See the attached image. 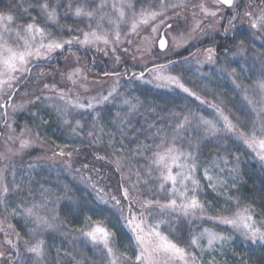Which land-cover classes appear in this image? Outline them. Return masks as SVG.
Wrapping results in <instances>:
<instances>
[{
    "label": "snow or ice",
    "instance_id": "snow-or-ice-1",
    "mask_svg": "<svg viewBox=\"0 0 264 264\" xmlns=\"http://www.w3.org/2000/svg\"><path fill=\"white\" fill-rule=\"evenodd\" d=\"M26 2L27 7H24ZM139 2L140 0H137V3ZM92 4L95 7L88 6ZM185 7H188L185 0H174L170 3L160 0L157 8H141L138 12L130 0H86V2H81V0H18L17 4L9 3L6 10H0V111H2L0 118L4 120L6 127L14 133L15 129L8 123L10 119L8 108H12L13 115L17 110L25 108L24 103H11L18 91V85L23 86L24 83H27V78L32 75L33 68H37L41 64L51 65L56 58L54 54L59 53L60 56H63L65 51L70 52L74 46L83 49L95 47L97 51H105L107 54L105 49L107 46L113 45L112 51L115 53V45H122L125 40L129 45L133 44V40L127 39L131 35L139 39L141 46H137L136 51L141 52L142 55L152 54L154 49L165 53L171 51L167 37L157 35V33L161 25L164 26L165 32L172 29V23L169 21L173 18L166 15L168 10ZM248 7L247 0H213L212 7H208L203 2L191 5V14L195 20L192 31L204 33L214 46L204 48L202 52L199 49L197 53L190 52L189 56L179 60L165 57L166 63L153 61L152 67L145 66V71L149 73L151 79H145V71L132 72L128 75L127 70H125L128 84L145 83L155 84L158 88L178 89L188 96L194 97L201 104L210 107L213 110L214 118L210 119L203 115L197 116L190 113L179 120L171 135L163 132L158 126L150 125L149 127L154 128V131L146 136L145 141H139L137 138L134 141L136 147L128 150V156L145 160L144 164L133 167L131 160L124 155V140L126 138L124 128L131 123L129 117L137 111L142 102L138 98H136L135 103L128 99L123 100V105L128 108V111L124 112L123 116L119 112L115 114L116 118L120 120V123L115 125L120 133L119 148H116L114 144L116 134L108 132L107 135L109 137L108 144L113 147L114 155L117 152L120 153L111 162L114 163L118 171L122 167H127L130 175L135 177V182L131 187L133 191L137 192L135 199L139 213L132 211L134 198L130 195L129 188L118 185V190L129 204L128 215L123 219L124 227L133 242L134 260L128 256L127 252L117 250L114 244L115 233L102 226L100 222H92L91 217L86 218L85 228L77 229L83 238L101 249L108 264H217L214 258L206 262L203 259V254L213 250L219 252L225 245L235 240L231 234L203 228L198 234H192L188 246L184 247L172 238L175 235L174 229L170 228L171 235L161 230L162 225H169V220L164 217H185L189 220L207 219L214 224L230 228L232 232L243 237L246 242L253 244L259 242L264 246V217L257 220L254 214V206L239 209L240 200L233 193L221 191L217 194L225 198L223 212L228 211L227 203L229 201H233L239 210L230 215L222 213L206 215L212 205L211 202L205 203L200 199L199 194L202 192V188L200 180L197 178V156L192 150H184L178 145V137L183 139L180 134L188 128L195 127L202 130L205 137L223 138L226 136L235 139L249 149L264 165V79L255 83L254 90L258 93L259 98L254 99L250 95L252 88L236 83L235 68H232L230 72L227 67L223 66L216 69L227 73L236 87L244 94V100L249 108V119L245 122L238 115L226 114L220 104L204 100L183 83L180 75H173L170 72V69L178 65L189 64L193 60L201 66L206 62L215 65L219 56H223L229 65L238 63V60L233 58H243L245 53V41L239 37L246 35L249 31H254L260 37H264V8H260L254 14L248 10ZM222 8L227 11H222ZM106 9H111V12L106 11ZM240 9H243V17L247 18L248 25L240 22ZM32 11L43 14L39 22L36 16L31 15ZM197 12L204 19H195ZM229 12H231L230 16L228 15ZM179 15L176 13L177 18ZM162 16L164 19H159ZM70 17L76 20L77 26L74 27L61 22ZM208 18L217 24L226 22L223 32L221 33L215 25H210V31L205 32L203 25ZM83 21H88L85 25L88 30L78 26ZM104 24L109 25V27L105 28ZM122 26L126 28L123 33L121 32ZM144 26H151L153 35L141 36V29ZM180 27L181 24L177 19V30ZM52 29L55 31L53 32ZM122 35L125 40L121 39ZM217 36H220L222 42L216 41ZM171 39L173 41L172 48L178 49L187 44L189 37L180 33ZM100 45L105 47L101 48ZM233 47L235 51H231ZM253 47L255 46L253 45ZM261 48L264 49V43H261ZM122 50L128 51L126 48ZM198 54L203 55L204 59H196ZM259 55L261 64L264 65V52H260ZM76 59L78 61L79 57ZM116 60L119 62L120 57L117 56ZM55 71H59V69ZM35 74L40 78L49 75L43 68H40ZM104 75H112L117 78L116 84L108 90L107 95L101 94L81 98L79 93H76L73 97L71 88H57L55 84L43 85L44 89L54 92L62 102L63 107L57 105H53V107L56 108L57 115L63 123L71 127L74 135H86L93 138L95 134L94 131L86 130L85 125L79 119L73 121L68 118L73 110L80 116H91L92 121L88 124V128L93 130L98 128L101 134L104 133V125L100 123L101 114L95 110L97 107L111 102L117 92L121 74L114 71L112 73L105 72ZM61 76L73 86L77 85L80 80H87L83 69L79 67L72 68L66 74L61 73ZM22 77L24 78L23 82ZM81 87L85 91L88 90L82 84ZM41 99L51 100L52 97L36 96L33 101L28 103H35ZM193 121H197V123L193 125ZM26 130H22L19 137L15 135L8 137L9 140H19L20 150L29 147L32 143L30 139L23 138ZM99 139L100 136L95 135V140ZM148 139H151L152 143H148ZM195 147L198 149L199 143ZM191 148L193 145L189 143V149ZM8 151L11 152L12 149H8ZM55 155L63 156L65 153L61 150L54 153ZM67 155L70 157L71 152ZM6 158L4 153H0V160ZM97 159H107V157L98 156ZM234 159L236 165L232 168L219 167L215 161L210 167L203 168V177L214 192L217 189L228 188V179L221 175L210 174L215 169H218L220 173L225 171L230 174L234 173L235 175H232L231 179L233 181L232 187L235 189L240 173V158L236 156ZM223 163L227 164L228 161L224 160ZM68 166L70 167V165ZM6 175L12 177L11 181H6ZM10 185L11 191L19 194L22 185L16 182L14 168L11 165L0 167V203L9 197ZM139 185L144 186L143 193L139 192ZM45 193H48L47 189L41 191L43 202H33L30 207L18 205L12 210L13 215H22L30 221L33 227L29 229L27 238H23L18 232H15L11 224L8 225V228L13 229L14 239H6V243L9 245L7 255L4 251H0V260L4 261L5 264H25V261L21 259V246H23L25 253L35 257L34 261L31 260V257L27 258L30 264H44L47 250L45 240L41 238L42 234L49 229H58L62 226L57 223V216L50 218L49 215L43 214L48 207ZM140 195L145 196V198L139 199ZM112 199L116 205L120 204V200L116 199L115 196ZM153 213L159 214L160 218L149 223L148 218ZM0 230H2V222H0ZM5 235L7 236V233ZM204 239L207 241L206 246L201 243ZM193 249H198L200 256H197ZM57 255H59V250H57ZM65 255L71 254L65 253ZM72 260H75L74 256ZM68 264H72V261L70 260ZM76 264H80V262L76 261ZM240 264H246V261L241 259Z\"/></svg>",
    "mask_w": 264,
    "mask_h": 264
},
{
    "label": "trees",
    "instance_id": "trees-1",
    "mask_svg": "<svg viewBox=\"0 0 264 264\" xmlns=\"http://www.w3.org/2000/svg\"><path fill=\"white\" fill-rule=\"evenodd\" d=\"M158 1L160 0H140L137 3V0H134V5L137 9L152 8V6H156ZM81 2H86V0H81ZM9 3L17 4L18 0H0V10H6ZM247 3L255 9L264 8V0H248ZM23 6L27 7V2ZM88 6L95 7L94 4ZM31 15L36 16L39 22L43 14L32 11ZM228 15L230 16V14ZM61 22L74 27L77 26L76 20L71 17ZM87 23L88 21H83L78 26L88 30L85 27ZM225 23L221 22L222 25L219 30L221 33L223 32ZM52 30L53 32L55 31V29ZM65 35L67 36V33ZM239 39H244L245 41V53L243 58H233L238 60V63H231L229 65L223 56H219L215 65L206 62L201 66L197 65L193 60L189 64L178 65L170 69V72L173 75H180L183 83L204 100L220 104L226 114L238 115L243 121L247 122L249 119V108L244 100V94L236 87L232 78L227 73L216 70L221 66L227 67L229 72L232 68H235L237 75L236 83L252 88L253 90L250 94L256 93L254 90L255 83L258 80L264 79V65L261 64L259 55L260 52H264V49L261 48V43H264V37H260L254 31H249L246 35L240 36ZM216 41L222 42L220 36L216 37ZM211 46H214L213 42L207 36H204L174 51L167 58L179 60L185 56H189L190 52L197 53L198 49L202 52L204 48ZM217 51L219 52V49ZM231 51H235V48L233 47ZM71 52L79 57L78 61L91 74L103 76L105 72H114L111 68L110 60L101 53H97L91 48L83 49L74 46L70 52L65 51L63 56H60L59 53L54 54L56 58L51 65L46 66L41 64L39 67L33 68V73L28 77L27 83L18 89L12 101L16 100L18 94L24 91L29 83L33 81L36 82L35 85L43 83L48 77H53L56 73H59L55 71L56 69H59V71L64 70L63 68L68 64V55ZM198 55L196 58H198ZM156 62L166 63L167 59H159ZM40 68H43L49 75L43 78L38 77L35 73ZM125 70L130 75L134 71H145V69H139L126 59L115 71L121 75L119 77L118 90L113 100H121L123 97L129 96L134 100V103L136 98L142 102L137 111L129 117L131 123L124 128V132L126 133L124 155L127 159L131 160L133 167L144 164L145 160L143 158L128 156V150L136 147L134 141L137 138L139 141H145L146 136H149L154 131V128L149 127L150 125L158 126L163 132L171 135L173 128L179 120L190 113L197 116L203 115L210 119L214 118L213 110L210 107L201 104L194 97H190L178 89L158 88L155 84H128L126 82L128 77L125 75ZM145 78H151L149 73L145 74ZM23 80L24 78L22 77V82ZM256 94L258 95V93ZM95 111L101 112V123L104 125V133L101 134L99 140H95V135L99 134H97L98 129L93 130L88 128V124L92 121V117L88 116L85 119V128L88 131H94L95 135L93 138L84 136V141L68 139L63 134L56 136L59 142L51 141L44 135L43 131L36 130L27 111L23 110L14 115L16 117V131H19L23 125L27 124L34 131H38L39 137L52 146L54 151L63 149L66 155L71 152L70 167H50L44 165L41 171H35L36 178L33 181H30V178H28L30 174L27 173L29 172V167L25 163L38 154L40 150H31L22 157L23 160L21 162L9 164L14 168L16 177L20 178V180L16 178V182L21 184L22 188L19 194H16L11 191L10 185L9 197L5 199L7 204L13 203L15 206L30 207L33 202H43L41 191L47 189L48 193H45V195L48 207L44 210L43 214L49 215L50 218L51 216H57V223L62 225L58 229H49L42 234L41 238L45 240L47 250L44 264H68L70 260L72 264H76V261H79L80 264H108L107 258L101 249L83 238L80 232L77 231V229L85 228L87 217H91L92 222H100L102 226L114 232V244L117 250L127 252L128 256L134 260L133 242L129 238L127 229L124 227L123 219V217L128 215L129 204L118 190V185L129 188L130 195L134 198L132 211L139 213L135 199L137 192L133 191L131 187L135 182V177L130 175L127 167H122L118 171L114 163L111 162L120 153L117 152L114 155L113 147L108 144L109 137L107 135L108 132L116 134L114 144L116 148H119L120 133L117 131L115 125L119 124L120 120L116 118L115 114L119 111L121 116H123L124 112L128 111V108L124 105L118 106L113 101L97 107ZM8 114L9 117L12 116L11 113ZM79 117L82 118L81 116ZM196 123L197 121H193V125ZM1 130L2 126H0ZM180 135L183 139L178 137V145L184 150H192L197 156V178L200 180L202 188V192L199 194L200 199L205 203L211 202L212 205L206 215H217L219 213L230 215L234 211L243 209L246 206H254V214L257 220L264 217V165L260 163L249 149L235 139L226 136L223 138L205 137L203 131L195 127L188 128ZM147 142L152 143L151 139H148ZM189 143L193 145V148L189 149ZM197 143H199L198 149L195 147ZM98 156L107 157V159H97ZM236 156L240 158V173L235 189L232 187L233 181L231 179V176L235 174L225 171L224 174L227 176L226 179H228V188L217 189L214 192L203 177V168L210 167L213 161L219 167L222 166L225 169L232 168L236 165V160L234 159ZM224 160H227L228 163L224 164ZM216 170H212L210 173L214 174ZM11 179L10 175H6V181H11ZM138 189L140 193H143L144 186L139 185ZM221 191L233 193L240 200L239 209H237L233 201H229L227 203L228 211L223 212L225 198L217 194ZM113 196L120 200L119 205H116L112 199ZM144 198L145 196L143 195L139 196V199ZM104 201H107V203H104ZM8 209L3 208L2 210L3 221L6 223L7 228L4 229L5 231H0L1 239L6 236L5 233L11 239H14L13 229L8 228L9 224L13 226L15 232H18L21 237L27 238V233L33 225L26 219L16 217L15 215L10 216L6 211ZM53 209L54 211H52ZM156 218H160L159 214L153 213L148 218L149 223L153 222ZM164 218L169 220V225H162L161 230L171 235L170 228L174 229L175 235L172 238L184 247L188 246L192 234L202 228H211L235 237L234 242L225 245L219 252L214 251L211 253V258L205 256L203 259L206 262L214 258L217 264H240L241 259L246 261V264H264V246L259 242L253 244L244 241L243 237L238 233L232 232L226 226L214 224L207 219L189 220L185 217ZM57 250H59V255H57ZM193 250L196 251L197 256H200L197 249ZM8 251L9 245L6 255ZM20 251L21 259L25 261V264H30L27 258L31 257V254L25 253L23 246H21ZM65 253H70L71 255H65ZM220 253L223 254L221 255ZM73 256L75 260H72ZM31 260L34 261L35 257H31ZM0 264H5V262L2 261Z\"/></svg>",
    "mask_w": 264,
    "mask_h": 264
},
{
    "label": "rangeland",
    "instance_id": "rangeland-1",
    "mask_svg": "<svg viewBox=\"0 0 264 264\" xmlns=\"http://www.w3.org/2000/svg\"><path fill=\"white\" fill-rule=\"evenodd\" d=\"M130 2L134 4V0H130ZM170 2H174V0H165V3H170ZM201 2L205 3L208 7H212V5H213V0H185V3L188 5V7H185L183 9L177 8L175 10H168L167 11L166 15L168 17L173 18L172 20L169 21L170 23H172V29L165 32L166 37L168 39L169 48L172 49L171 51H169L167 53L160 52V51H157L154 49L152 54H143L142 55L141 52L136 51L137 46H141L139 39L136 37H133L131 35H129L127 37V39L133 40V44L129 45L126 42L125 37L122 35L121 39L125 40V42L122 45H115V47H116L115 53H113V51H112L113 45L107 46V48L105 49L107 54H105V51H97L95 47H92L91 49L95 50L97 53H101L106 58H108L110 60L111 68L113 71H116L119 68L120 64L122 62H124L126 59L131 61L134 64V66L138 67L139 69H145V66L149 67L150 65H152L153 61H157L159 59H165V57H168L174 51L179 50V49L185 47L186 45H188L192 42H195L196 39H199V38L205 36L204 33H202V32L192 31V26L194 25L195 20L193 19L192 14H191V5L199 4ZM159 4H160V1L157 2L155 7L152 6V8H157V6ZM145 8H149V7H145ZM260 8L255 9L254 7L249 6L248 10L252 11L255 14V13H257V11ZM140 9L141 8H139V9L136 8V11L138 12ZM106 11L111 12V9H106ZM222 11H227V10L222 8ZM176 13L180 14L178 18L176 17ZM228 14L231 15V12H229ZM159 19H164V17L162 16ZM177 19H179V22L181 24V27L179 30H177V28H176ZM195 19H201L202 20L204 18L199 14V12H197V16L195 17ZM240 22H242L246 25H248V23H249L247 18L243 17V10H241V21ZM210 25H215V27L218 30H220L222 24L221 23L217 24L211 18H208L203 25L205 32L210 31V27H209ZM225 26H226V23L224 24L223 28ZM104 27L108 28L109 25L104 24ZM124 31H126V28H125V26H122L121 32L123 33ZM163 31H164V26L161 25L157 35H162ZM180 33H183L185 36L189 37L187 44L184 46H181L178 49L172 48L173 41L171 38L174 36H178ZM151 35H153L151 33V26H144L141 29V36H151ZM100 47L104 48L105 46L100 45ZM125 48L128 50L127 52H124L122 50ZM117 56L120 57L119 62H117V60H116ZM76 57H78V56L75 53H72V52L69 53V55H68L69 60L67 61L68 64L66 67L63 68L64 70L58 71L59 73H56V75H54L53 77H48V79L46 81H44L43 83H39V84L37 83L36 85H35V83H36L35 81L29 83L27 88L18 94L16 100L14 102L11 101L12 104L24 103L25 108L23 110L27 111V113L30 114V118L32 120L33 125L36 127V130L43 131L44 135L48 139H50L51 141L59 142L57 140L56 136L61 135V134H63L68 139H79L80 141H84V138H85L84 136H86V135H74L72 133L71 127H69L68 125H65L63 123V121L58 117L56 108H54L53 105L63 107V104L56 97V94L54 92H51V91L44 89V87H43L44 84H55L57 88H65V89L71 88L73 91V97L75 96L76 93H79L81 98L90 97V96H97V95H101V94L107 95L108 90H110L116 84L117 78L115 76H112V75L100 76V75L91 74L90 72L87 71V68L84 65H82L79 61H77ZM196 59L203 60L204 56L198 55V58H196ZM75 67H79V68L83 69L84 74L87 76V80H80L77 85L73 86L66 79L62 78L61 73L66 74L68 71H70L72 68H75ZM145 79L147 80V79H151V78H145ZM81 84L84 85V87H86L88 90L85 91L84 88L81 87ZM250 95H252L254 99L259 98V95H257L256 93H252ZM36 96H41V97L51 96L52 99L51 100L41 99L40 101H37L35 103H28L29 101H33ZM113 98H112L111 102L115 101L118 106H123V100H125V99L131 100L134 103V100H132L131 97H129V96H125L121 100H119V99L113 100ZM23 110H17L16 113L22 112ZM98 112H100V111H98ZM8 113L12 114V116L9 117L10 119L8 120V123H10L12 125V128L15 129V132L12 133L10 131V129L8 127H6L4 120L2 118H0V126H2V130L0 131V153H4V155L7 157L4 160H0V167L8 166L10 163H13V162H16V163L21 162L23 160L22 157L27 152H29L31 150H35V149L40 150V152L38 154H36L34 157H32L31 159H29L27 161V163H25L26 166L29 167L28 168L29 172H27V173L28 174L30 173L28 175V178H30V181H33L36 178L35 171H38V172L41 171L42 170L41 168L44 165L50 166V167L51 166L69 167L68 165H70V157H68L66 155V153L64 152L65 150L62 149V151L65 153V155H63V156L55 155L54 156V153H58L61 150L60 151L59 150L54 151L52 146H50L48 143L43 141L39 137V135H37L39 132L34 131V129L31 128L30 126H28L27 124L23 125L19 131H16V126H15L16 117H14V115L16 113L13 115L11 107L8 108ZM100 114H101V112H100ZM0 116H2V111H0ZM79 116L80 115H78L76 113V111L73 110L72 112H70L68 118L70 120H73V121L75 119H79L81 121V123L85 125L86 124L85 119L88 116H81L84 119L80 118ZM101 122H102V116H100V123ZM25 129H27V130L25 131V136L23 138L30 139L32 141V143L29 147H26L25 149L20 150L19 140L18 139L17 140H9L8 137H9V135H15V136L19 137L21 131L25 130ZM77 131H79V130H77ZM97 134L99 136H101L99 129L97 130ZM8 149H12V151L9 152ZM49 157H51V159H49ZM222 168H224V167H222ZM210 174L214 175V176L215 175H221L224 178L227 177L224 173H220L218 171V169L214 172V174H212V173H210ZM16 178H17V180H20L19 177H16ZM5 199H7V198H5ZM8 204L5 200L3 203H0V222H2V230H0V231H5L4 229L7 228V226L5 225L6 223L3 221V213H2L3 208H7V209L9 208L10 210L8 209L6 211L10 216H12L13 215L12 210L14 208H17V206H18V205L15 206L13 203H8ZM17 211L19 212V209H17ZM15 216L22 218V219H25L22 215H19V214H15ZM202 229H200L195 234H198ZM9 238H11V237L4 236L2 239L0 237V251H4L6 253V251L8 249L6 239H9ZM201 243H202V245L206 246V244H207L206 239L202 240ZM214 251L215 250L210 251V252L206 251L203 254V258L205 256H208L211 258L210 255ZM1 262H2V260H0V263Z\"/></svg>",
    "mask_w": 264,
    "mask_h": 264
},
{
    "label": "water",
    "instance_id": "water-1",
    "mask_svg": "<svg viewBox=\"0 0 264 264\" xmlns=\"http://www.w3.org/2000/svg\"><path fill=\"white\" fill-rule=\"evenodd\" d=\"M162 35H164V36H166V34H165V30L162 32ZM134 72H137V73H139V72H141V71H134ZM147 72L145 71V74H146ZM28 79V78H27ZM25 84V83H24ZM23 84V85H24ZM20 87H22V86H18V89L20 88Z\"/></svg>",
    "mask_w": 264,
    "mask_h": 264
},
{
    "label": "flooded vegetation",
    "instance_id": "flooded-vegetation-1",
    "mask_svg": "<svg viewBox=\"0 0 264 264\" xmlns=\"http://www.w3.org/2000/svg\"><path fill=\"white\" fill-rule=\"evenodd\" d=\"M248 1V0H247ZM242 9H240V11H241ZM150 67H152V66H150Z\"/></svg>",
    "mask_w": 264,
    "mask_h": 264
}]
</instances>
